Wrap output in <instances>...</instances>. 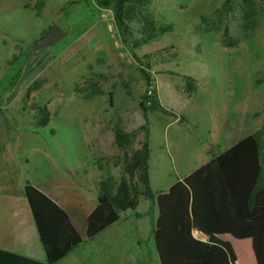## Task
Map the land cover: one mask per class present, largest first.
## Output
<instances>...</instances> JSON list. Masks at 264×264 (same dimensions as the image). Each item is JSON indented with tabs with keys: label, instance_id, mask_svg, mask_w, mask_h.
<instances>
[{
	"label": "rangeland",
	"instance_id": "374dc122",
	"mask_svg": "<svg viewBox=\"0 0 264 264\" xmlns=\"http://www.w3.org/2000/svg\"><path fill=\"white\" fill-rule=\"evenodd\" d=\"M72 1L0 0V104L9 106L6 119L13 122L7 123L11 133L2 134L29 157L24 177L63 179L79 165L87 188L107 179L117 183L123 154L138 148L145 125L150 164L164 168L162 177L172 184L173 165L187 174L264 127V0ZM52 25L65 37L34 52L32 45ZM153 95L176 116L144 115L139 104ZM42 108L49 122L30 132ZM115 129L134 134L130 144L124 151L115 146L107 162L94 158V140L108 142ZM18 182L11 191L19 190ZM175 191L160 200L163 210L177 211ZM145 203L140 197L137 211ZM171 216L168 250H158L157 260L162 254L165 264H183L196 239ZM148 226L141 218L143 234ZM231 243L237 264H249V241L247 249ZM141 255L130 263L148 264Z\"/></svg>",
	"mask_w": 264,
	"mask_h": 264
},
{
	"label": "trees",
	"instance_id": "16d2710c",
	"mask_svg": "<svg viewBox=\"0 0 264 264\" xmlns=\"http://www.w3.org/2000/svg\"><path fill=\"white\" fill-rule=\"evenodd\" d=\"M82 1L75 0L70 4ZM108 1L97 0V4L107 6ZM141 73L149 84L148 75ZM139 107L144 115L159 111L176 116L161 107L155 95L145 97ZM49 118L46 108L39 109L34 129L45 128ZM140 130L144 131V140L139 142L136 150L123 154L124 176L117 183L107 179L98 184L96 207L86 219L87 240L116 223L121 213L135 211L140 197L149 201L152 207L156 206L148 176V129L143 125ZM133 136L119 129L113 130L114 144L122 151ZM175 190H180L177 192V211L168 208L160 212L157 251L167 253L168 239L165 242V237L174 224L171 215L175 214L179 217L175 222L187 235L196 230L207 237L204 242L194 234L197 239L191 243L183 264H236L231 244L220 240L219 236L250 240L255 263L264 264V127L185 176L182 184L175 185L170 196L163 198L171 197ZM24 196L45 253L44 264H56L83 243L67 214L47 196L30 184L25 185ZM159 257L165 264L163 255ZM0 264L43 263L0 250Z\"/></svg>",
	"mask_w": 264,
	"mask_h": 264
},
{
	"label": "crops",
	"instance_id": "0c3cea01",
	"mask_svg": "<svg viewBox=\"0 0 264 264\" xmlns=\"http://www.w3.org/2000/svg\"><path fill=\"white\" fill-rule=\"evenodd\" d=\"M249 100L251 106L253 99L250 98ZM247 107V103H245V109ZM8 108V105L0 104V124L5 123V125L0 126V168L8 167L6 174L4 172L0 173V250L43 264L45 263V253L40 243L28 202L24 196V187L26 184H30L52 200L67 214L74 229L83 240L82 244L75 247L66 257L56 264H126V257H128L129 263L132 260L135 262V260L140 259L142 256L141 253H144L146 256L148 264H162L157 260L158 252L156 247V231L158 221H160V212L163 210L160 199L170 196L171 189L175 185H181L182 179L194 170L187 174H179V168L177 165H173L174 180L171 184L168 179L164 181V176L162 177V173H165L164 168H159V165L151 166L150 161L152 156L150 152L148 176L150 187L153 193H155L156 206L152 207L150 202L146 201L143 212L137 211V208L135 211L121 213L116 223L97 234L93 239L87 240L86 219L96 207L98 189L94 187L87 188L86 184L80 180L79 174L81 173H79V165L75 168L72 167V177L68 176L63 179L43 176L39 180L32 181L27 176L24 177L23 173L29 166V157L21 154L17 148H13V139L11 136L2 134V130L5 133H11L12 131V129L11 131L9 130V125H7V123L10 125L13 123L12 120L8 122L6 119ZM176 121L179 123L180 119H176ZM31 130L29 127V131L33 133H37L41 129H34L33 124ZM257 130H253V132ZM107 140L109 141L98 140L95 142L94 140L92 144L94 151L92 152L95 154L92 153V156H97L94 158H104L107 162V158L110 157V152L116 150L112 134ZM237 142L228 146L226 150L234 146ZM205 149L206 147L204 151ZM210 152L211 150L206 152V154H210ZM219 154L221 153L217 152L212 154L203 165ZM108 171L106 175L109 174ZM83 174H90V172L83 171ZM15 178L21 181L18 182L19 190L17 192L10 190ZM141 218H148L149 220V226L144 234L140 227ZM194 232L192 231L191 235L194 239H197ZM205 238H201L200 240L205 242L207 237ZM219 239L229 242L232 248L231 240L238 242V240L230 236H219ZM245 241H249V249L252 256L249 264H256L250 240H240L239 242L247 249ZM233 251L235 253L234 249Z\"/></svg>",
	"mask_w": 264,
	"mask_h": 264
},
{
	"label": "water",
	"instance_id": "95a60500",
	"mask_svg": "<svg viewBox=\"0 0 264 264\" xmlns=\"http://www.w3.org/2000/svg\"><path fill=\"white\" fill-rule=\"evenodd\" d=\"M65 37V32H63L58 26L52 25L47 33L40 39L36 40L32 45V50L34 52L39 51L43 48L50 47ZM195 233L203 239H206L203 234L195 230Z\"/></svg>",
	"mask_w": 264,
	"mask_h": 264
},
{
	"label": "bare ground",
	"instance_id": "6f19581e",
	"mask_svg": "<svg viewBox=\"0 0 264 264\" xmlns=\"http://www.w3.org/2000/svg\"><path fill=\"white\" fill-rule=\"evenodd\" d=\"M198 236V235H197Z\"/></svg>",
	"mask_w": 264,
	"mask_h": 264
}]
</instances>
